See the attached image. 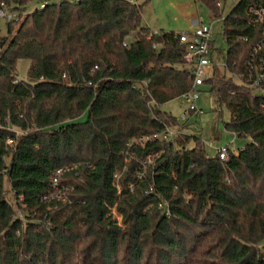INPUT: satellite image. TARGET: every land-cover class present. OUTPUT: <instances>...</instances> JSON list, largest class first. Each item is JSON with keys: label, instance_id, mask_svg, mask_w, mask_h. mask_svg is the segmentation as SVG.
Returning <instances> with one entry per match:
<instances>
[{"label": "trees", "instance_id": "1", "mask_svg": "<svg viewBox=\"0 0 264 264\" xmlns=\"http://www.w3.org/2000/svg\"><path fill=\"white\" fill-rule=\"evenodd\" d=\"M4 1L46 5L0 35V264H264V95L233 81L263 39L250 9L264 0L226 16L221 0H195L222 20L227 47L229 76L204 88L230 113L224 129L248 141L224 161L181 132L133 142L177 126L160 106L192 90L178 34L143 27L142 5ZM64 168L70 204L42 203Z\"/></svg>", "mask_w": 264, "mask_h": 264}, {"label": "rangeland", "instance_id": "2", "mask_svg": "<svg viewBox=\"0 0 264 264\" xmlns=\"http://www.w3.org/2000/svg\"><path fill=\"white\" fill-rule=\"evenodd\" d=\"M240 0H221L222 16L231 13L236 4ZM142 5L141 25L148 28L151 32H165V33H187L195 29L197 23L211 26V40L214 50H212V59L216 64V73L219 77L225 75V53L226 43L223 41V22L222 20L213 22L210 20V14L207 9L199 5L195 0H135V4ZM37 2L34 1L29 9L37 7ZM5 22L0 21V35L6 33ZM132 39H127L126 43L131 42ZM29 62L22 60L17 62L16 78L18 81L26 79ZM237 83L236 79H233ZM206 88V87H205ZM203 87L199 92L200 96L195 102V107L202 114L190 113L186 116L184 122H181V116L186 112L187 103L174 98L172 101L164 103L160 109L170 114L177 120V126L171 130L173 132H181L188 136L198 138L205 146V153L207 157H213L216 154V149L228 146L234 153L241 150L248 141L245 139H238L234 134L224 129V123L230 119V113L224 106L220 107L213 103V97ZM204 89V90H203ZM87 115L84 114L75 119V122H84ZM213 144L212 146L208 144ZM193 143L189 145V148ZM7 163V160H6ZM8 188V184H6ZM112 218L120 224L121 216L111 209ZM264 246V244H263Z\"/></svg>", "mask_w": 264, "mask_h": 264}, {"label": "built area", "instance_id": "3", "mask_svg": "<svg viewBox=\"0 0 264 264\" xmlns=\"http://www.w3.org/2000/svg\"><path fill=\"white\" fill-rule=\"evenodd\" d=\"M56 3L61 2L62 0H54ZM132 3H135V0H130ZM45 2L37 5V8L42 9L45 6ZM221 4L218 6L220 7ZM34 9V8H33ZM33 9H27L21 13L14 11L12 6L6 3V1H0V21L9 22V23H20L21 20L26 17ZM251 23L252 24H261L264 22V5L254 6L250 9ZM178 43L185 46L186 56L184 60L186 62H193L192 71H191V81H192V90L189 93H185L179 97L182 101L187 103L186 112L181 116L180 121L184 122L187 115L190 113L202 114L201 111H198L195 107V102L200 96V91L204 87V82L207 78L213 76L218 72L216 69V64L212 59V47L213 42L211 40V26L203 24L202 22L197 23L195 29L187 33L178 34ZM224 41V40H223ZM247 74L238 75L235 77L237 83L246 84L256 91V94L264 95V29H263V39L261 42L254 47L253 51L249 55V60L246 63ZM225 69V64L223 65ZM217 75V74H216ZM11 131L15 133L16 136L21 135L23 132L12 128ZM177 132H173L170 128H166L153 136L140 137V139L134 140L133 142L138 145H142L146 141L152 140H170ZM7 146L14 145V138L7 139ZM212 146L213 144H208ZM219 159L226 160L228 155V148L224 146L223 148L216 149V154ZM150 162V158H147L146 162H143L142 165H146ZM69 170V168L58 169L51 181L50 191L46 194H43L40 198V201L43 202H56L63 204H70L67 196L68 189L59 186V176L63 172ZM121 176L115 174L113 178L117 181ZM71 189H69L70 191ZM119 190V188H118Z\"/></svg>", "mask_w": 264, "mask_h": 264}, {"label": "crops", "instance_id": "4", "mask_svg": "<svg viewBox=\"0 0 264 264\" xmlns=\"http://www.w3.org/2000/svg\"><path fill=\"white\" fill-rule=\"evenodd\" d=\"M214 43V42H213ZM213 45V44H212ZM212 50H214V47H212Z\"/></svg>", "mask_w": 264, "mask_h": 264}]
</instances>
